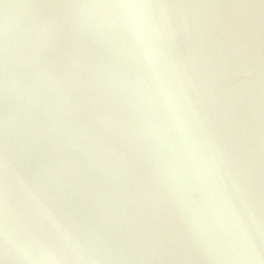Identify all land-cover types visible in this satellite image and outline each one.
<instances>
[{
    "label": "water",
    "instance_id": "1",
    "mask_svg": "<svg viewBox=\"0 0 264 264\" xmlns=\"http://www.w3.org/2000/svg\"><path fill=\"white\" fill-rule=\"evenodd\" d=\"M115 2L0 0V184L6 149L18 235L30 226L56 245L33 214L43 202L85 250L76 264H264V0H146L169 6L156 10L168 74L247 227L251 259L206 217V191L189 181L191 205L180 198L167 150L180 133L161 146L141 70L97 30L99 17L71 7Z\"/></svg>",
    "mask_w": 264,
    "mask_h": 264
},
{
    "label": "clouds",
    "instance_id": "2",
    "mask_svg": "<svg viewBox=\"0 0 264 264\" xmlns=\"http://www.w3.org/2000/svg\"><path fill=\"white\" fill-rule=\"evenodd\" d=\"M78 17L87 20L90 17H99L95 25L97 30L106 35L119 49V54L134 68H139L142 75L138 78V87L146 89L148 95L146 104L154 109L160 123L149 121V128L162 147H167L166 134L179 132L182 140L168 148L172 161L176 166L170 167V174L177 181L180 198L191 205V189L199 185L210 197L206 210V217H210L221 228L223 236L232 248L242 258L251 259L248 255L251 239L240 216L238 208L231 199L222 192L219 178L214 171L213 162L203 151L200 142L193 134L184 112L183 103L179 98L177 89L168 74V64L160 40L163 29L160 26L156 10L167 8L168 5L153 4L146 0H119L115 3H83L72 5ZM119 27L126 39L121 44L117 33ZM8 44L4 43L3 66V92L7 99L9 91ZM7 128V115L4 117ZM182 166L188 170L185 178L179 170ZM9 160L5 149L3 157V195L0 197V211H2V224H0V264H65L66 260L76 264L85 258V251L76 240L69 227L65 226L55 216L54 211L40 202L33 209V214L39 224L55 236L56 245L48 240L40 239L32 234L30 226L28 235L20 237L12 221L15 212L9 203ZM32 199H37L32 196ZM194 213L202 224L205 218Z\"/></svg>",
    "mask_w": 264,
    "mask_h": 264
},
{
    "label": "snow or ice",
    "instance_id": "3",
    "mask_svg": "<svg viewBox=\"0 0 264 264\" xmlns=\"http://www.w3.org/2000/svg\"><path fill=\"white\" fill-rule=\"evenodd\" d=\"M3 157H2V159H3ZM2 195H3V180H2V184H0V197H2Z\"/></svg>",
    "mask_w": 264,
    "mask_h": 264
}]
</instances>
